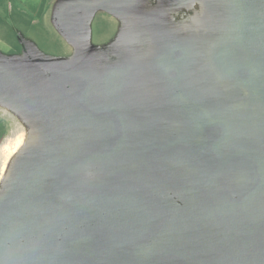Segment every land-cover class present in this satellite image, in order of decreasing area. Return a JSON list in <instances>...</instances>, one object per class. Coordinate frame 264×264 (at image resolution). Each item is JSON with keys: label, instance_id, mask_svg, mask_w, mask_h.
<instances>
[{"label": "flooded vegetation", "instance_id": "1", "mask_svg": "<svg viewBox=\"0 0 264 264\" xmlns=\"http://www.w3.org/2000/svg\"><path fill=\"white\" fill-rule=\"evenodd\" d=\"M4 1L0 27L8 34L11 25L43 24L52 0L31 6L29 0ZM240 1H64L58 23L72 43L94 33L101 20L102 27H119L118 16L132 19L133 30L149 28L145 52L114 48L121 64L101 79L39 72L27 60L11 63L7 55L15 52L1 36L6 54L0 53V104L35 119L40 133L30 146L36 149L18 159L6 195L33 163L57 160L54 168L68 186L102 189L122 180L150 196L161 219L146 239L125 242L131 264H247L244 250L264 248V147H248L264 136V57L243 45ZM209 30L214 35H206ZM204 67L205 78L195 80ZM136 74L147 87L138 85ZM63 105L98 118L94 136L89 131V142L73 157L61 156L66 151L60 154L49 137L48 112ZM3 126L0 121V138ZM103 164L110 174L99 184L73 176Z\"/></svg>", "mask_w": 264, "mask_h": 264}, {"label": "water", "instance_id": "2", "mask_svg": "<svg viewBox=\"0 0 264 264\" xmlns=\"http://www.w3.org/2000/svg\"><path fill=\"white\" fill-rule=\"evenodd\" d=\"M240 3L243 45L264 57V0ZM48 116L52 145L66 151L61 156L78 154L89 131L94 136L98 118L82 108L57 106ZM56 162L36 161L15 192L0 199V264H131L125 242L146 239L161 219L150 196L122 180L102 189L68 186ZM81 240L89 244L73 249ZM255 249L244 250L243 260L264 264V248Z\"/></svg>", "mask_w": 264, "mask_h": 264}, {"label": "rangeland", "instance_id": "3", "mask_svg": "<svg viewBox=\"0 0 264 264\" xmlns=\"http://www.w3.org/2000/svg\"><path fill=\"white\" fill-rule=\"evenodd\" d=\"M31 1H33V3ZM35 1L36 0H29L28 5H34ZM64 1L70 2V0ZM64 1L60 3L56 0L50 1L48 16L42 22L43 24L35 25V27L11 25V31H9L8 34L7 32L4 33V30L0 27V37L6 34L7 38L4 40H7L10 49L15 52L12 55H7L9 62L21 64L24 60H27L34 62L39 72L44 71L48 73L51 70H65L93 80V78L101 79L109 68H116L121 64V60L114 55L116 54L114 48L128 46L132 51L145 52L149 43V38L146 40L145 37L151 35L149 28L146 27V29L143 28L140 31L133 30V26L130 25L132 19L129 20L128 16L116 17L115 24L119 25V27H114L112 30L108 29L106 25L102 27L104 22L101 20V22H97L98 27L95 28L94 33H88L77 42L72 43L74 41L65 36L58 23L59 4H63ZM72 1L73 0H71V2ZM151 1L152 0H143L145 4H150ZM6 2L7 1L0 0L1 15L3 9H5L4 6ZM183 18L182 15L176 14L175 20L184 23ZM0 26H3L1 21ZM206 35L212 36L214 34L213 31L209 30ZM225 35L230 34L228 32ZM134 37L136 38L134 39ZM139 40L141 46L139 45L136 48L135 43ZM71 43L76 44L75 47L72 46ZM0 53L6 54V48L2 42H0ZM96 68H98V70H95ZM93 70H95V72ZM196 70H198L197 67L195 68V71ZM198 73L200 76L202 75V77L199 78L198 75H196L194 77L195 80H197V78L202 80L203 76L205 78L207 75L206 67H204V74L201 71ZM189 74H191V72H188L186 76ZM135 77L137 78L136 82L138 85L143 84L147 87V83L142 82L144 76L136 74ZM209 80L210 79L205 81V85H207ZM187 81L190 82L189 79ZM211 83L213 82L211 81ZM145 86L141 88L145 89ZM208 95H211V93H208ZM206 98H208L207 95H205V99ZM92 104L97 107L100 106V104L95 101ZM139 106L147 107L148 105L140 104ZM240 109H242V107H240ZM18 110L19 109L12 110L6 105L0 104V121L4 123V134L3 137L0 138V199L9 191L8 189L14 177L15 166L18 159L25 151L36 149L30 146L36 145L37 139L40 136L37 121L21 113V110ZM260 127L261 126L257 127V130H259ZM145 128H148V126L145 125ZM145 128V131H149ZM263 138L264 136L258 135L253 142H249L248 147L263 149ZM152 139L153 138L143 142V144L153 142ZM235 150L236 146L232 151ZM99 167L100 168L89 167L77 170L73 173V176L76 180L84 184L102 182L110 174V169L105 164ZM88 242V240H81L73 243L71 246L73 249L81 251L80 249L87 246L89 244Z\"/></svg>", "mask_w": 264, "mask_h": 264}]
</instances>
